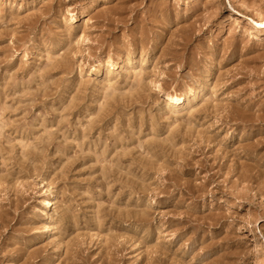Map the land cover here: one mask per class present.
<instances>
[{
  "label": "rangeland",
  "instance_id": "obj_1",
  "mask_svg": "<svg viewBox=\"0 0 264 264\" xmlns=\"http://www.w3.org/2000/svg\"><path fill=\"white\" fill-rule=\"evenodd\" d=\"M263 20L0 0V264H264Z\"/></svg>",
  "mask_w": 264,
  "mask_h": 264
},
{
  "label": "bare ground",
  "instance_id": "obj_2",
  "mask_svg": "<svg viewBox=\"0 0 264 264\" xmlns=\"http://www.w3.org/2000/svg\"><path fill=\"white\" fill-rule=\"evenodd\" d=\"M242 4H244V3H242ZM262 24H264V20L263 21H261V22H257V25L258 26H260V25H262ZM176 95V94H175ZM175 95H172V94H170V93H167V97H168V99L169 98H171V99H174V100H180V97L178 96H175ZM233 115V114H232ZM243 176V175H242ZM55 228H56V226L54 225V224H49L47 227H46V231H52V230H55ZM52 233V232H51Z\"/></svg>",
  "mask_w": 264,
  "mask_h": 264
}]
</instances>
